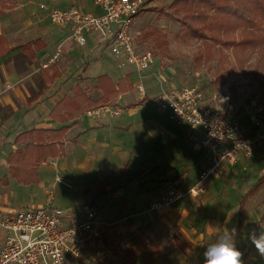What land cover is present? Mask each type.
<instances>
[{"label":"crops","instance_id":"0c3cea01","mask_svg":"<svg viewBox=\"0 0 264 264\" xmlns=\"http://www.w3.org/2000/svg\"><path fill=\"white\" fill-rule=\"evenodd\" d=\"M40 4L59 9L76 4L84 10L99 12L91 0H0V74L15 83L8 92H1L0 84V106L5 110L0 114V178L8 175V154L24 146L14 142L19 133L69 124L62 138L64 154L41 162L36 182L23 184L8 176V184L0 185V211L42 206L51 191L49 187L57 184L55 176L64 172L74 176L67 186L79 198L62 208L81 215L92 208L88 204L93 201L100 209L96 210L97 218L99 211H112L124 223V228L119 229L134 231L132 248L144 251L153 246L159 254L171 249L163 264H204L206 247L224 229H235L243 264L264 263V256L249 239L252 232L259 235L264 230V196L255 212L242 213V204L248 205L251 197L264 190V167L257 172V163L247 162L246 157L239 155L223 169L235 177V183L227 179L228 183L214 181L208 187L209 181L216 178L211 177L204 194L150 208L170 186H192L198 172L210 164V154L201 143L203 130L172 120L168 110L159 109L151 101L163 89L179 88L160 83L155 57L152 65L139 74L119 57L106 55L97 34H88L83 46L68 39L67 26L51 24L47 10L40 8ZM35 43L39 48L32 56ZM60 43L62 58L39 69ZM24 44L29 49L22 51ZM25 72L30 74L28 81L17 85ZM53 76L54 80L49 81ZM138 83L144 88L142 94L136 89ZM74 86L96 100V106L119 104L124 106L123 113L101 119L84 112L76 119H67L64 112L52 116L53 106L65 95L72 97ZM202 90L209 106L223 104L213 96H220V91L227 89ZM242 102L235 104L230 99L227 108L248 130ZM262 128L264 131V119ZM260 145L251 158L258 155ZM121 168L124 169L119 175ZM222 185L226 188L220 193ZM94 187L96 191L91 195L85 193ZM52 195V204L61 207L56 204L54 190ZM137 232L141 235L140 243L133 237ZM4 235L0 229V245ZM92 243L71 264H96L90 263L96 255L94 252L89 256Z\"/></svg>","mask_w":264,"mask_h":264},{"label":"built area","instance_id":"2783aa9c","mask_svg":"<svg viewBox=\"0 0 264 264\" xmlns=\"http://www.w3.org/2000/svg\"><path fill=\"white\" fill-rule=\"evenodd\" d=\"M99 12H86L76 4L64 9L49 10V19L58 26H67L69 38L84 43L88 32L98 33L112 53L123 63L144 72L153 63L150 50H136L132 44L130 27L134 17L142 10L143 0H92ZM44 7L43 4L40 5ZM58 44L49 62L61 55ZM47 66L46 63L43 64ZM142 92V85L138 86ZM231 94L222 90L223 104L209 106L199 87H179L152 96L158 108L168 110L176 122H184L190 128H201L204 136L202 146L210 154V164L198 172L195 183L187 189L169 187L162 196L150 204L159 208L187 196L197 197L205 192L209 177H217L223 165L233 163L239 155L253 157L255 148L264 142V101L248 96L241 104L249 128L240 124L227 104ZM124 109L115 104H104L87 111L96 117L116 115ZM42 206L22 207L0 211V229L5 232L0 245V264H71L78 260L87 244L98 234V218L92 208L81 215L54 206L53 196H48ZM264 264V263H259Z\"/></svg>","mask_w":264,"mask_h":264},{"label":"rangeland","instance_id":"374dc122","mask_svg":"<svg viewBox=\"0 0 264 264\" xmlns=\"http://www.w3.org/2000/svg\"><path fill=\"white\" fill-rule=\"evenodd\" d=\"M143 2L144 4L142 10L133 19V22L135 23L132 22V25L130 27V35L132 37V44L134 45L136 50L146 49L150 50L153 53L155 57L154 66L160 73V83H164L168 85V87L170 85V87H199L205 90L212 91L227 89L230 91V98L235 104L241 103L248 96H255L264 101V44L254 48H247L245 50H242L232 44H213L210 43V41H200L195 38H188L178 32V30L180 29V24L174 19L173 16L167 14L168 9H166L165 6L170 2V0H143ZM53 8L56 7L47 8L44 5V7L42 8L47 10V17L51 24L54 23L50 21L48 14L49 10ZM79 8L83 11L91 13V11L84 10L81 7ZM96 8L99 11V8L97 6ZM149 27L160 28L164 31L167 38V56H158V51H156V47L154 48L153 42L149 35L150 33L147 32V29ZM144 32H146L148 36L143 34ZM93 33L97 34L102 42V38L98 33L88 32V34ZM88 34H86L87 39L89 36ZM236 34L229 33L228 37H236ZM68 39L80 46L85 45L87 42V39L82 44L69 37ZM61 44V55L55 62H58L63 56V43ZM102 44H104L103 49L106 50V55H108L109 53L113 54L111 47L107 43L102 42ZM207 45L208 47H206ZM206 48H208L209 51ZM55 51L56 48L54 52ZM53 53L51 54V56L53 55ZM50 57L46 61L41 63L39 69L48 68L51 64L55 63L49 62ZM119 58L122 60L123 63V59L121 57ZM44 63L47 64L46 67L43 66ZM137 73L141 74L142 72L137 71ZM29 76L30 74H26L25 72L21 75V78L16 82V84L19 85L20 83L27 82ZM0 82V84L3 86L1 92H8L11 88H13L15 84L8 81L4 77L2 78L1 74ZM139 85L142 84L138 83L136 85V89L142 94L144 93V88L141 92L138 89ZM163 91L166 90L163 89L159 93ZM115 105L124 109V106H121L119 104ZM90 109L85 110L84 113L97 119L105 117H116L123 113L120 112L116 115L96 117L87 113V111ZM3 111L5 110L0 106V114L3 113ZM259 148L260 151L255 158L246 159L247 162L257 163V172H259V170H262V168L264 167V142L259 146ZM223 169L224 165L221 169V173L216 178H213L211 181H209L208 187L214 181H219V183L221 184L228 183V180L234 182L235 177L231 174H227L226 171L224 172ZM222 172H224V175L222 174ZM73 177V175H68L64 172L57 173L54 178V180L56 179L57 184L56 186L54 185L53 187H49L51 191L48 192V194L46 195L47 198H49L48 196H53L52 192L54 190L56 194V204L61 207H65L69 204H72L75 199L79 198V195L73 193V191H70L68 189L69 185L67 186V183L70 184L74 180ZM225 188L226 186L222 185L218 192L221 193L222 191H224ZM263 196L264 190L251 197L248 205H246V203L242 204L243 215L246 210L255 212V209H258L259 206L262 204ZM88 206H92V209H94L95 212L96 210H100L96 206V203H94L93 201H91ZM110 212L111 213H109V210L107 209L105 212L99 211L98 213L100 217L98 218V234L95 239L90 241L91 243L93 242L92 244H94V247H92L93 250L92 252H90L89 256H92L94 252H96V255L95 257H93V261H90V263L96 262V264H163L167 262V258H169L168 255L171 252V249L169 248L164 249L163 254H159V249L153 246L152 248L144 251H138L139 249L136 250V248H132L134 242H132L133 238L131 234L134 231L119 229L124 228V223L121 222V220L118 219L119 217L117 215H114L112 211ZM120 225L121 227H119ZM133 237L136 238L139 243L141 242V235L139 232L134 233Z\"/></svg>","mask_w":264,"mask_h":264},{"label":"trees","instance_id":"16d2710c","mask_svg":"<svg viewBox=\"0 0 264 264\" xmlns=\"http://www.w3.org/2000/svg\"><path fill=\"white\" fill-rule=\"evenodd\" d=\"M165 8L168 9L167 14L180 24L178 32L188 38L213 44H232L242 50L264 44V0H170ZM147 32L158 56H167L164 31L149 27ZM229 33H235L236 37H228ZM143 34L147 35L146 32ZM28 47V44H24L22 51L28 50ZM38 48L39 45L35 43L32 56ZM53 80L54 76L49 79L51 82ZM72 92V97L65 95L53 106L50 112L52 116L64 112L67 119H76L85 110L96 107V100L89 99L77 86L72 88ZM68 127L69 124L55 129L32 128L19 133L14 142L24 143V146L8 154V175L0 178V185L8 184V176L23 184L36 182L40 163L48 157L64 154L62 138ZM95 191L96 187L85 193L91 195Z\"/></svg>","mask_w":264,"mask_h":264},{"label":"clouds","instance_id":"9594fccd","mask_svg":"<svg viewBox=\"0 0 264 264\" xmlns=\"http://www.w3.org/2000/svg\"><path fill=\"white\" fill-rule=\"evenodd\" d=\"M235 229H224L218 233L214 242L206 247L204 264H243L242 252L237 248ZM257 252L264 256V230L259 235L249 236Z\"/></svg>","mask_w":264,"mask_h":264}]
</instances>
